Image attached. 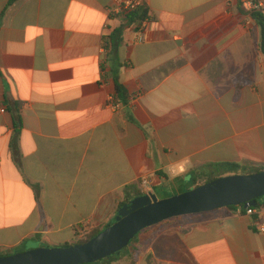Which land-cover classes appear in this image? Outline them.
<instances>
[{
    "label": "crops",
    "instance_id": "1",
    "mask_svg": "<svg viewBox=\"0 0 264 264\" xmlns=\"http://www.w3.org/2000/svg\"><path fill=\"white\" fill-rule=\"evenodd\" d=\"M126 1L0 0L2 251L107 228L144 179L186 192L213 165L264 167V54L242 0H140L144 40L125 26L108 63ZM260 224L238 208L172 219L114 264H264Z\"/></svg>",
    "mask_w": 264,
    "mask_h": 264
},
{
    "label": "water",
    "instance_id": "2",
    "mask_svg": "<svg viewBox=\"0 0 264 264\" xmlns=\"http://www.w3.org/2000/svg\"><path fill=\"white\" fill-rule=\"evenodd\" d=\"M263 197L264 171L221 177L163 200L155 194L137 197L120 208L113 225L85 244L0 256V264H94L122 252L139 233L168 220L228 207L256 208Z\"/></svg>",
    "mask_w": 264,
    "mask_h": 264
},
{
    "label": "trees",
    "instance_id": "3",
    "mask_svg": "<svg viewBox=\"0 0 264 264\" xmlns=\"http://www.w3.org/2000/svg\"><path fill=\"white\" fill-rule=\"evenodd\" d=\"M14 1H16V0H11L12 3ZM240 7L242 8V11H244L245 13H249L244 9L242 3L240 5ZM250 15L260 28V33H261L260 34V51L264 54V18L257 13H252ZM120 18L124 22L122 29L116 30L113 33H111L110 36L106 40V45H105V49L107 52V61L106 62H108V63H113L116 60H118V51H119V48L122 44V33H123L124 27L125 26H135L137 29H140L143 22L149 20L148 8L145 5H143V6L137 8V9H135V10L123 15V16H120ZM125 98H126L125 90L123 89V87L121 85L116 83V99H118L122 102H125ZM263 171H264L263 166L262 167H255L252 164L247 163V162L243 163V164H237V163L217 164V165H213L210 167V172L205 171L206 174H204V175L202 174V177H201V174L196 175L194 182H195V186L199 187L201 185L208 184L214 180H217L221 177L230 176V175H253V174L261 173ZM206 178H210V179L208 181H203ZM126 194L128 197L120 205L119 209L121 207H123L125 204L130 203L132 200H134L137 197H145L146 196V194H143L141 191L137 190V186H128L126 188ZM258 202H259L258 206L255 209H264V197L260 198ZM237 208L238 207H228L226 209L236 210ZM179 218H181V217H179ZM179 218H175V219H179ZM113 224H111V225H113ZM161 224H163V223H161ZM111 225H109L108 227H110ZM84 228H85L84 226H81V232H82V230H84ZM151 228H148V229L142 231L141 233H139L137 235V237L130 243V245L143 232H145ZM103 230L104 229L98 228V227L89 228L88 231L85 233L83 239L78 240L75 244H65L62 247H69L72 245L85 244V243L89 242L90 240H92L93 238H95L96 236H98ZM81 232H78V236L81 235ZM127 249H128V247L125 248L122 252L115 254L111 257H108L104 260H101L99 262H96L94 264H114L115 262H117V260L119 258L122 257V255L124 254V251H126ZM11 255H14V254L8 253V252H2V250L0 249V256L1 257L11 256Z\"/></svg>",
    "mask_w": 264,
    "mask_h": 264
},
{
    "label": "built area",
    "instance_id": "4",
    "mask_svg": "<svg viewBox=\"0 0 264 264\" xmlns=\"http://www.w3.org/2000/svg\"><path fill=\"white\" fill-rule=\"evenodd\" d=\"M143 5L144 3L140 0L121 2L119 7L115 10V13L116 15L123 16ZM242 5L244 9L250 14L257 13L264 18V0H242ZM146 22L147 21L143 22L140 29H138V32H137L138 42H142L144 40L143 33H144L145 26H146ZM109 104L114 107L117 106V103H115V100L113 97L110 98ZM6 112H7L6 108L0 104V115L5 114ZM185 172H186V167L184 165H180L176 168H171L168 171L170 176H173L176 178L181 176ZM142 187L144 189V192L147 195H150V182L148 179H144L142 181ZM238 212L240 214L244 212L247 216H253L255 214H260L264 216V209H255L252 207H248L247 209H245L244 207L239 206ZM259 229L261 232L264 233V224H260ZM87 231H88V227H85L84 230H82L81 232L80 239L84 238V235Z\"/></svg>",
    "mask_w": 264,
    "mask_h": 264
},
{
    "label": "rangeland",
    "instance_id": "5",
    "mask_svg": "<svg viewBox=\"0 0 264 264\" xmlns=\"http://www.w3.org/2000/svg\"><path fill=\"white\" fill-rule=\"evenodd\" d=\"M173 179H175L176 177H173V176H171ZM201 177H202V175H201ZM178 178V177H177ZM210 178H206L205 180H203V181H208ZM202 181V182H203ZM192 189H194V188H190V187H188V185H187V187H186V191H189V190H192ZM154 192V194L158 197V199L159 200H163V199H167V198H170V197H173V196H175V195H178V194H181V193H184V192H181V190H176L175 192H172V189H171V187H170V185H165V186H163V187H160V188H156V189H154V188H151L150 189V194H152ZM80 240V239H79ZM75 244V243H74ZM132 249H133V245H131V246H129L128 247V249L126 250V251H124V254L122 255V257L123 256H127L129 253H131L132 252ZM20 251V252H19ZM22 250L20 249V250H15L14 252H13V254H17V253H25V252H28V251H30V250H28V251H25V252H21ZM2 252H6V251H2ZM121 257V258H122ZM130 263L131 264H134V261H132V260H130Z\"/></svg>",
    "mask_w": 264,
    "mask_h": 264
}]
</instances>
